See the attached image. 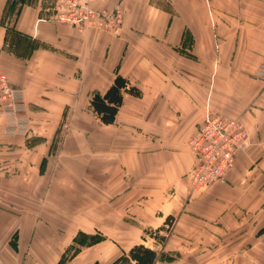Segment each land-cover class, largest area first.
Returning a JSON list of instances; mask_svg holds the SVG:
<instances>
[{
    "label": "crops",
    "instance_id": "obj_1",
    "mask_svg": "<svg viewBox=\"0 0 264 264\" xmlns=\"http://www.w3.org/2000/svg\"><path fill=\"white\" fill-rule=\"evenodd\" d=\"M86 1L120 6L119 33L55 22V0L15 16L0 0V69L29 129L0 114V264H118L136 244L154 264H264V0ZM117 75L141 94L105 124L91 98ZM207 108L249 139L224 181L192 192Z\"/></svg>",
    "mask_w": 264,
    "mask_h": 264
},
{
    "label": "built area",
    "instance_id": "obj_2",
    "mask_svg": "<svg viewBox=\"0 0 264 264\" xmlns=\"http://www.w3.org/2000/svg\"><path fill=\"white\" fill-rule=\"evenodd\" d=\"M78 30L95 28L118 34L124 20L120 6L114 10L95 8L86 0H55L53 18ZM22 91L14 87L0 69V114L8 118V133L28 132ZM247 138L239 118H226L206 111L202 122L189 139L195 163L189 172L192 191L203 190L223 180L233 166V155Z\"/></svg>",
    "mask_w": 264,
    "mask_h": 264
},
{
    "label": "trees",
    "instance_id": "obj_3",
    "mask_svg": "<svg viewBox=\"0 0 264 264\" xmlns=\"http://www.w3.org/2000/svg\"><path fill=\"white\" fill-rule=\"evenodd\" d=\"M32 0H8L7 8L15 16L24 3L31 2ZM12 18V17H10ZM128 92L133 95H140L141 91L134 86H128V81L121 75H117L114 82L101 94L95 92L91 98V108L96 115L105 124L113 123L120 106L123 103V93ZM129 258L135 264H154L157 259V252L143 244H136L128 251Z\"/></svg>",
    "mask_w": 264,
    "mask_h": 264
},
{
    "label": "rangeland",
    "instance_id": "obj_4",
    "mask_svg": "<svg viewBox=\"0 0 264 264\" xmlns=\"http://www.w3.org/2000/svg\"><path fill=\"white\" fill-rule=\"evenodd\" d=\"M262 73L264 74V64H263V66H262ZM261 75V76H263L264 77V75ZM206 111H209V112H211V113H217V114H219L218 112H214V111H212L211 109H209V108H207L206 110H205V112H204V115L206 114ZM204 115H203V118H204ZM219 115H221V114H219ZM221 116H223V115H221ZM223 117H226V116H223ZM203 118H202V120H203ZM226 118H228V117H226ZM235 118H239V120H240V122H242V125H244V127H245V129H246V131H247V138H246V140H245V142H244V144L242 145V146H240L239 148H237L236 149V151L234 152V155H233V166H232V168L226 173V175H225V177H224V179H223V181L226 179V177H227V174L233 169V167H234V162H235V154H236V152L240 149V148H242V147H244L245 146V144L248 142V139H249V131H248V129H247V127H246V125H245V123L242 121V119L240 118V117H235ZM202 120H201V122H202ZM201 122H199L198 123V125L201 123ZM63 125L64 124H60L59 125V128H58V130H59V135L56 137V139H54L53 141H52V144H51V147L53 148V147H56V146H60L61 145V143H62V137H61V134H60V132H62L61 131V127H63ZM198 125L196 126V128L198 127ZM196 128H195V130H196ZM63 130H64V128H63ZM195 130H194V132H195ZM193 132V133H194ZM193 135V134H192ZM191 135V136H192ZM191 136H190V138H191ZM189 138V139H190ZM188 147H189V149L191 150V148H190V146H189V140H188ZM191 152L193 153V151L191 150ZM194 154V153H193ZM194 156V162H193V165H192V167L194 166V163H195V155H193ZM192 167H191V169H192ZM190 169V170H191ZM190 172V171H189ZM190 179V178H189ZM217 181H219V180H217ZM222 181V180H221ZM216 182V181H215ZM214 183V182H213ZM211 185V184H210ZM209 185V186H210ZM190 186H191V182H190ZM208 186V187H209ZM208 187H206L205 189H203V190H195V191H192V189H191V191L192 192H203V191H205ZM102 237V235H100V234H94L93 235V238L94 239H97V238H101ZM118 264H133V262H132V260L129 258V255H128V253L127 254H123V255H121L120 256V260L118 261Z\"/></svg>",
    "mask_w": 264,
    "mask_h": 264
}]
</instances>
